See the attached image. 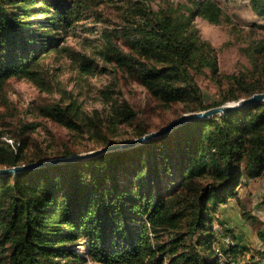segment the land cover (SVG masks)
<instances>
[{"label":"trees","instance_id":"1","mask_svg":"<svg viewBox=\"0 0 264 264\" xmlns=\"http://www.w3.org/2000/svg\"><path fill=\"white\" fill-rule=\"evenodd\" d=\"M192 1L195 15L215 24L225 19L216 1ZM100 2L0 0V89L11 78L33 76L32 66L60 41L56 33ZM254 5L264 17V4L255 0ZM41 14L43 20L37 18ZM142 17L147 24L107 34L106 56L134 75L164 108L190 101L196 106L188 113L199 112L264 92V82L248 85L235 79L219 104L204 105L191 69L208 66L217 72L205 44L193 30L187 32L189 22L181 24L167 13ZM131 35L132 54L111 40ZM41 113L69 131L102 138L104 146L113 144L119 128L138 116L129 102L115 103L102 116L97 110L86 113L75 100L45 105ZM149 132L140 124L134 136ZM18 143L15 149L6 142L0 146V168L79 154L67 149L54 157L28 155L29 141ZM263 173L260 102L188 121L126 151L2 176L0 264H85L87 258L99 264H219L215 236L208 233L209 212L228 201L245 174L254 178ZM258 236L264 243V229ZM234 247L231 252L237 255Z\"/></svg>","mask_w":264,"mask_h":264},{"label":"rangeland","instance_id":"2","mask_svg":"<svg viewBox=\"0 0 264 264\" xmlns=\"http://www.w3.org/2000/svg\"><path fill=\"white\" fill-rule=\"evenodd\" d=\"M100 1L84 10L67 30L56 33L60 41L32 66L33 76L11 78L0 89V146L6 142L15 149L20 140H28V155L42 152L46 157L67 149L84 153L104 147L98 136L92 138L51 122L41 113L45 105H67L75 100L86 113L97 110L105 116L115 103L129 102L138 116L132 125L119 128L114 143L135 139L134 129L140 124L150 131L162 129L196 106L189 101L164 108L134 75L106 56L107 34L147 24L142 17L145 13H167L181 24L189 22L187 32L193 30L205 44L206 54L216 60V73L208 66L191 69L204 105L219 104L229 95L230 82L235 79L248 85L264 82V17L255 8V0H214L226 16L219 24L195 15L192 0ZM258 1L264 4V0ZM37 18L43 20L44 16ZM111 40L124 53L132 54V35ZM26 125L35 129L24 130ZM209 214L213 250L216 256L218 249L224 254L219 264H264V243L258 236L264 229V173L254 178L245 174L228 201L211 208ZM235 245L237 255L231 252ZM85 264L99 263L87 258Z\"/></svg>","mask_w":264,"mask_h":264},{"label":"water","instance_id":"3","mask_svg":"<svg viewBox=\"0 0 264 264\" xmlns=\"http://www.w3.org/2000/svg\"><path fill=\"white\" fill-rule=\"evenodd\" d=\"M260 102H264V92H258L249 97H243L238 100H233L223 105L212 107L207 110H203L199 112H189L183 114L178 119L171 121L167 126L163 127L162 129L151 131L149 133L144 134L141 137H137L127 142L113 143L99 149H95L71 156L50 158V159L27 163L19 166L3 167L0 168V177L13 176L16 175L17 173L31 169H36V168H44L48 166L70 163V162L85 160L89 158H96L105 153L126 151L135 148L137 146L143 145L147 142L156 140L160 137L166 136L169 133H171L174 129H176L177 127L183 125L188 121H192L195 119H206L214 115L228 114L232 111L240 110L242 108L252 106Z\"/></svg>","mask_w":264,"mask_h":264},{"label":"built area","instance_id":"4","mask_svg":"<svg viewBox=\"0 0 264 264\" xmlns=\"http://www.w3.org/2000/svg\"><path fill=\"white\" fill-rule=\"evenodd\" d=\"M227 240H229V238H226ZM218 252H217V255H218V257H219V260L220 261H223L224 260V254H223V252H221V250H217Z\"/></svg>","mask_w":264,"mask_h":264}]
</instances>
